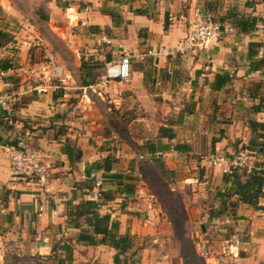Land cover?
I'll list each match as a JSON object with an SVG mask.
<instances>
[{"label": "crops", "instance_id": "crops-1", "mask_svg": "<svg viewBox=\"0 0 264 264\" xmlns=\"http://www.w3.org/2000/svg\"><path fill=\"white\" fill-rule=\"evenodd\" d=\"M39 1L46 9L52 32L63 36L65 32L72 40L87 43L90 49L101 45L103 55L96 60L103 67L117 61L121 53L118 46L131 56L130 79L123 86L129 92L128 98L144 92V75L166 78L162 94L172 101V110L168 108L167 112L175 111L174 125L168 126L173 129L174 138L159 140L166 149L156 153L165 155V165L173 171L174 153L187 159L191 140L187 137L186 144H182L176 129L191 128L196 132L198 176L206 180L202 183L214 198L209 200V217L211 223L222 225L218 229L222 232L221 251L218 247L212 250L207 260L210 264H264V197L257 203L261 209L236 202L235 197H222L228 194V185L222 182L218 168L207 161L214 155L246 149L251 153L249 169L264 170V152L252 151L256 144L264 146L261 131L254 125L264 124V0ZM193 7L212 15L219 25L218 39L195 54L157 60L147 56L148 50L177 45L187 33L186 24L179 19H187ZM18 43L16 46L25 51L30 46V42ZM254 44L261 47H253ZM10 45L0 46V65L11 66L6 70L0 67V92L12 97L9 113L0 111V264H114L115 252L110 247L75 243L79 232L66 218L68 204L96 200L82 188L86 181L84 171L92 162L109 156L108 152L74 143L68 159L63 143L69 135L62 138L57 134L60 126H56L59 120L54 116L58 111L56 103L61 100L56 87L47 84L50 78L45 74L46 67L14 68L10 53L14 46ZM117 84L123 83H100L113 103L120 101L118 91L115 92ZM52 95L57 98L52 99ZM12 141H16V146L9 145ZM19 142L49 167L44 185L10 177L9 155ZM175 145L186 149L174 151ZM96 175L101 176L100 172ZM105 206L100 213L107 212L112 217L118 214L104 210ZM114 209L115 206L111 208ZM119 219L115 218L117 222ZM117 233L126 232L120 229ZM137 255L141 258L136 264H148L144 251Z\"/></svg>", "mask_w": 264, "mask_h": 264}, {"label": "rangeland", "instance_id": "rangeland-1", "mask_svg": "<svg viewBox=\"0 0 264 264\" xmlns=\"http://www.w3.org/2000/svg\"><path fill=\"white\" fill-rule=\"evenodd\" d=\"M45 16L46 9L39 0H0V30L10 37V42L1 41L2 46H14L10 49L14 68L46 67L45 74L50 78L47 84L56 87L55 93L61 100L56 103L58 111L54 114L59 120L56 126H60L57 134L62 138L69 135L63 147L78 143L85 148L86 144L96 152L98 148L112 158L117 157L112 172L129 180H123L118 187L116 181L103 179L101 187L114 193L113 200L107 202L104 210L118 213L114 217L105 214L117 223V232L121 229L132 237V248L127 253L136 254L133 258L136 260L141 258L137 253L144 251L148 264H210L207 259L212 250L218 247L221 251L219 236L222 232L218 229L222 225L211 223L209 217L212 212L209 200L214 198L213 192H207V186L202 183L206 180L198 176L196 132L191 128L176 129L182 144H186L187 137L191 140L187 159L182 160L174 153L173 171L165 165V157H162L165 155L149 156L140 147L144 141L158 142L156 136L162 124L166 127L174 125L175 111L167 112L168 108L172 110V101L162 94V83L166 78H157L151 73L144 75V92L131 94L130 98L123 87L127 83L117 84L115 92L118 91L120 101L113 103L100 87V83L106 81L105 68L96 60L103 55L101 45L90 49L87 43L72 40L65 32L64 36L52 32ZM18 41L30 42L28 50L17 47L25 48ZM81 60L100 65L80 70ZM5 65L2 63L0 67ZM56 68L61 69L63 83L59 82ZM83 73L92 77L87 86L80 80ZM29 83L34 84L33 81ZM169 160L171 162V157ZM158 162H161L163 173L158 170ZM115 218L120 219L117 222ZM121 223L124 226H119Z\"/></svg>", "mask_w": 264, "mask_h": 264}, {"label": "trees", "instance_id": "trees-1", "mask_svg": "<svg viewBox=\"0 0 264 264\" xmlns=\"http://www.w3.org/2000/svg\"><path fill=\"white\" fill-rule=\"evenodd\" d=\"M45 19L46 16H45ZM2 40L10 42V37L3 30H0V46ZM264 46V45H261ZM259 44H254L253 47H261ZM264 57V56H262ZM263 59V58H262ZM259 60V63L263 60ZM97 63V62H96ZM100 64H91L89 62H84L83 60L79 63L80 70H90L93 67H98ZM10 65H5L2 67V70L9 69ZM91 74L83 73L80 75V80L83 86H87L89 81H92ZM57 95H52V99H56ZM181 118V117H180ZM179 122V120L177 121ZM256 126V130L259 129L260 137L264 141V124H254ZM158 142L157 143H149L148 141H144L140 146L143 151L149 156L157 155L156 152H161L163 149H166V146L160 144L159 140L165 139L166 141H170L174 138L173 130L170 127H159L158 134L156 136ZM67 141V140H66ZM65 141V143H66ZM11 146H16V141L10 142ZM252 151L255 153H263L264 146L260 144H256ZM186 147L184 145H175L173 146L174 151L183 152ZM64 153L67 155L68 159H71L74 144L69 146L64 144ZM114 159L111 156H106L98 161L92 162L85 169L84 174L86 177V181L83 184V187L86 193H89L95 183V178L91 177L93 173L101 174V179H107L109 182L116 181L118 187L122 185L123 180L128 181L129 178L123 177L121 174L113 173L112 165L114 163ZM158 170L160 173H163V168L161 166V162H158ZM222 182L228 185V194L222 197H235L236 202H239L244 205L251 206L253 208H258L257 203L258 200L264 197L263 189H264V170L259 169H249L247 171H243L240 173H232L222 175ZM102 186V183H101ZM126 190H121L124 192ZM114 193L109 192L108 190H102L100 187L96 200H83L80 201L76 205H67V223L71 225L74 229L78 230V234L75 240V243H82L87 246H98L104 245L108 246L114 250V264H136V260H133L136 257V254H128L127 252L132 248V237L127 233L123 235H119L117 233L118 225L116 222L110 219L108 214L100 213V208L106 205L107 202L113 200ZM229 205H234V203H229ZM261 209V208H258ZM69 251V248H65ZM191 255V254H190ZM67 261H71L68 258Z\"/></svg>", "mask_w": 264, "mask_h": 264}, {"label": "built area", "instance_id": "built-area-1", "mask_svg": "<svg viewBox=\"0 0 264 264\" xmlns=\"http://www.w3.org/2000/svg\"><path fill=\"white\" fill-rule=\"evenodd\" d=\"M179 21L187 26V33L173 48L160 47L148 50L145 54L153 59L173 58L177 55L195 54L203 51L209 43L215 42L220 34L219 25L213 20L212 15L202 11L199 7H193L187 19L180 17ZM119 58L114 63H107L104 69L105 80L127 83L130 78L131 56L121 49ZM60 83L61 69H55ZM3 73L0 72V76ZM36 92H41L35 88ZM11 97L0 92V111L9 113ZM251 153L246 149L232 150L228 154L211 156L208 163L211 167L218 168L221 175L240 173L249 169ZM9 175L12 179L30 184L44 185L49 176V167L36 153L27 150L21 142L9 155ZM95 178L93 189L89 195L96 198L101 187L102 179L96 173L91 174Z\"/></svg>", "mask_w": 264, "mask_h": 264}, {"label": "water", "instance_id": "water-1", "mask_svg": "<svg viewBox=\"0 0 264 264\" xmlns=\"http://www.w3.org/2000/svg\"><path fill=\"white\" fill-rule=\"evenodd\" d=\"M201 230L203 231V227H201Z\"/></svg>", "mask_w": 264, "mask_h": 264}]
</instances>
